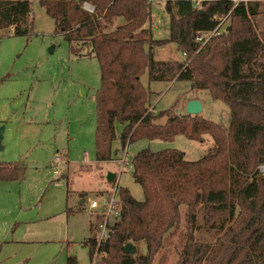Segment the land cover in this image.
Returning <instances> with one entry per match:
<instances>
[{
    "label": "trees",
    "instance_id": "16d2710c",
    "mask_svg": "<svg viewBox=\"0 0 264 264\" xmlns=\"http://www.w3.org/2000/svg\"><path fill=\"white\" fill-rule=\"evenodd\" d=\"M36 1L69 46L87 47L82 55L98 61L96 161L112 159L116 140L122 150L138 140L170 141L178 135L201 141L207 134L213 141L196 160L185 159L176 148L146 147L132 156V178L141 186L143 199L117 185L120 217L108 239L98 245L96 223H91L90 236L83 241L91 264H151L182 217L184 242L177 264H264V173L258 169L264 164V38L253 21L264 0L234 8L230 0ZM154 1L164 3L167 38L155 39L150 29ZM32 4L33 0H0V30L31 32ZM229 10L226 30L198 49L196 33L213 29V17ZM118 17L124 22L112 27ZM169 43L184 60L154 58V49ZM144 74L148 82L188 81L191 89L207 91L212 100L228 106V125L201 115L177 114L180 99L167 109L150 111L154 106L150 88L141 82ZM25 172L22 162H0L1 181L23 180ZM200 231L216 234V243L198 241ZM128 242L136 246L133 255L122 249ZM140 243L145 253L139 251ZM66 264H77L76 257L67 256Z\"/></svg>",
    "mask_w": 264,
    "mask_h": 264
},
{
    "label": "rangeland",
    "instance_id": "374dc122",
    "mask_svg": "<svg viewBox=\"0 0 264 264\" xmlns=\"http://www.w3.org/2000/svg\"><path fill=\"white\" fill-rule=\"evenodd\" d=\"M160 5L153 4V13L168 24L164 3L158 8ZM83 7L88 10L90 4L84 3ZM29 19L32 23L28 34L0 30V162H22L27 167L23 181L0 182V264H65L67 254L74 255L77 264H91L83 245L90 236V219L95 221L89 203L107 198L116 185L127 188L135 199H143L141 186L132 178V156L146 147L176 148L184 152L185 159L196 160L208 152L213 141L207 134L201 141L183 135L170 141L143 139L129 144L126 152L115 141L113 151L117 149L118 153L114 156L123 158L124 163L96 161L94 98L100 86L98 61L93 55H82L87 47L69 46L63 35L55 32L53 19L36 0ZM253 21L263 39L264 5L258 7ZM176 47L169 43L163 51L156 52V57L184 60L185 55ZM141 82L150 88L154 112L167 109L180 99L175 112L183 114L188 98L193 97L201 100L199 115L224 126L229 123L228 106L212 100L205 90L191 89L188 81L148 82L144 74ZM110 174L117 175V180L109 183ZM67 188L69 205L74 209L81 206V196L86 201L85 210L68 220L62 214ZM107 188L110 190L100 191ZM27 221L30 222L20 224L24 227L12 231L15 222ZM183 231L182 217L176 232L166 236L151 264H177ZM196 235L198 241L210 246L217 240L216 234L204 231ZM11 238L39 241L17 243L10 242ZM138 247L145 253L143 243ZM208 255L209 250L205 257Z\"/></svg>",
    "mask_w": 264,
    "mask_h": 264
},
{
    "label": "built area",
    "instance_id": "2783aa9c",
    "mask_svg": "<svg viewBox=\"0 0 264 264\" xmlns=\"http://www.w3.org/2000/svg\"><path fill=\"white\" fill-rule=\"evenodd\" d=\"M192 1L201 2L203 0H192ZM230 1L232 2L233 8H234L239 3H246L249 0H230ZM88 10L91 11L92 8L89 7ZM231 10H229L223 16L213 17V20L216 21V24L213 29L199 31L196 33L195 42L198 43L199 45L198 49L202 48L211 37L215 35H219L226 30L229 24ZM149 110L154 111L153 107H150ZM55 160L59 161V157H56ZM119 160H121V162L124 163L123 158ZM258 169L260 172L264 173V164L259 165ZM55 173L58 174V171H55ZM116 187L117 185L114 186V188L112 189L111 195L108 196L107 198L100 200V201L98 200L99 202L94 200L89 203V208L93 210L94 219H95L94 223H96L95 235H96V242L98 245H100V243L108 239L112 225L120 217L121 202L115 195ZM97 216H101L100 221L97 220ZM96 256H97V253H95V257Z\"/></svg>",
    "mask_w": 264,
    "mask_h": 264
},
{
    "label": "crops",
    "instance_id": "0c3cea01",
    "mask_svg": "<svg viewBox=\"0 0 264 264\" xmlns=\"http://www.w3.org/2000/svg\"><path fill=\"white\" fill-rule=\"evenodd\" d=\"M155 3H159V4H161L160 5V7H158V8H161V6H162V4H163V2L162 1H154L153 3H152V6H153V4H155ZM165 13V12H164ZM166 14V13H165ZM167 17V16H166ZM159 17L158 16H156L155 17V14L153 13V7H152V13H151V21H150V23H149V25H150V29H151V31H152V33H153V37L155 38V39H162V38H167L168 37V35H169V24H164V22L162 23V21H160L159 19H158ZM124 22V20L122 19V18H120V17H118V18H116L115 20H114V23H113V26H116V25H119V24H122ZM167 22H168V18H167ZM147 25V24H146ZM145 25V27H147ZM174 44V43H173ZM168 45V44H167ZM167 45H165V46H167ZM165 46H163V47H158V48H155L154 49V58L155 59H157V60H166V59H162V58H160V57H156V52L158 51V50H160V51H163L164 50V47ZM178 49H177V47H176V51H177ZM179 51V50H178ZM177 51V52H178ZM193 97H191V98H188V100L189 99H192ZM198 100H200V99H198ZM201 101V100H200ZM184 107H185V105H184ZM154 108L155 107H153V110H154ZM185 113V112H184ZM95 130V129H94ZM116 141H118V140H116ZM115 142V141H114ZM114 142H113V144H112V148H113V145H114ZM118 143H119V141H118ZM125 150H126V148H125ZM124 151V150H123ZM126 152V151H125ZM117 153H118V150L117 149H115L114 151H113V157H112V159L111 160H108V161H113V160H118L119 161V159H117L116 158V156H114V155H117ZM60 159V158H59ZM60 161H62V160H60ZM101 162H104V161H101ZM24 164V163H23ZM25 165V164H24ZM25 167H26V165H25ZM26 171H27V167H26ZM63 175V177L65 178V176H66V172L65 173H62ZM60 175H61V172H60ZM59 175V176H60ZM117 177V175L115 176V178ZM26 178V172H25V177H24V179ZM23 179V180H24ZM23 180H15V181H17V182H20V181H23ZM67 180V179H66ZM116 180H117V178H116ZM15 181H1L0 180V182H15ZM67 183H68V181H66V183H65V185H67ZM109 183H111V182H109ZM111 186H112V184H111ZM108 190H110V188H107V189H104V190H100L101 192L102 191H108ZM68 192H69V190H68V188L66 189V202H65V208H64V212H62V214L64 215V217H66V219L68 220V219H70L71 217H73V216H75L76 214H78V213H80V212H82V211H84L85 210V207H84V205H86L85 204V198H83L84 196H79L80 197V204H81V206L79 207V209L78 210H80V211H78V210H76V209H74L71 205H69V201H70V195L68 194ZM84 192V191H83ZM78 195H79V193H78ZM83 205V206H82ZM67 208H69L70 209V212L68 213L67 211H66V209ZM88 209L90 210V208H89V205H88ZM90 215V214H89ZM30 221H27V222H15L14 224H13V226H12V231H16L17 229H20L21 227H24L23 225H20L21 223L22 224H27V223H29ZM91 223H93L92 221H91V219H90V223H89V225H91ZM89 229H90V226H89ZM37 241H39V240H31V239H29V238H22V239H19V240H14L13 238H11V240H10V242H17V243H19V242H29V243H33V242H37ZM69 255H71V254H67L66 255V258H67V256H69ZM77 261V260H76ZM78 263V262H77ZM65 264H66V261H65Z\"/></svg>",
    "mask_w": 264,
    "mask_h": 264
},
{
    "label": "water",
    "instance_id": "95a60500",
    "mask_svg": "<svg viewBox=\"0 0 264 264\" xmlns=\"http://www.w3.org/2000/svg\"><path fill=\"white\" fill-rule=\"evenodd\" d=\"M202 112V104L198 99H190L185 104V113L190 115H199ZM3 136V129L0 128V144ZM2 149L0 145V150ZM115 179L114 174L107 176V181L112 182ZM123 251L127 254L133 255L136 252V246L133 243H126L123 245Z\"/></svg>",
    "mask_w": 264,
    "mask_h": 264
}]
</instances>
